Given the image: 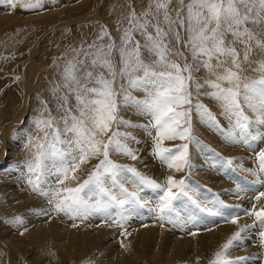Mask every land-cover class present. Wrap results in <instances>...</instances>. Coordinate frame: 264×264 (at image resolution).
I'll use <instances>...</instances> for the list:
<instances>
[{"label": "snow or ice", "instance_id": "snow-or-ice-1", "mask_svg": "<svg viewBox=\"0 0 264 264\" xmlns=\"http://www.w3.org/2000/svg\"><path fill=\"white\" fill-rule=\"evenodd\" d=\"M5 2L13 9L17 7L15 0H0V4ZM171 4L172 0H150L145 11L129 13L127 26L119 29L118 43L102 29L96 40L86 48L73 49L74 55L65 61L61 82L53 89L57 112L61 114L53 116L45 104L48 116L35 121L43 137L29 138L32 156L25 162L28 184L47 197L53 211L71 218L100 216L123 226L133 213L149 206L141 196L146 190L156 193L155 206L150 210L161 221L181 228L194 223L197 213L223 216L225 210L240 208L225 204L218 195L199 199V186L186 178L169 175L159 183L111 158L112 153L138 158L128 143H138L136 137L120 131L122 126H135L118 115L121 106L150 117L144 127L149 135L155 130L151 154L177 172L193 168L190 145L207 147L192 135L193 109L202 122L229 143L250 147L253 141L264 140V59L256 62V77L242 75V64L250 62L254 50L264 53V0H178L176 8ZM41 6L42 0L23 5L26 9ZM181 44L191 62L179 50ZM201 68L207 73L203 83L193 76ZM118 79L123 83L117 87ZM192 83L197 92L209 89L204 95L219 103L221 115L228 121L226 129L205 105H193L189 90ZM133 90L143 91L144 98L133 96ZM70 97L74 103L69 102ZM245 109L253 116L247 115ZM176 139L187 142L165 146L166 140ZM254 155L256 168L245 171L256 177V183H264V148ZM214 156L218 159L211 161L213 167L231 168L235 159L219 157L218 153ZM92 159L97 162L81 182L76 173ZM126 184H131L132 189ZM243 191L237 186V196ZM262 198L264 191L254 196L257 202ZM178 205L190 209L187 220ZM244 212L264 224V205L257 208L253 204ZM238 219V212L230 214L231 223L236 224ZM16 222L23 223L19 218ZM247 227H241L223 244L211 264H237L226 259L225 254ZM260 235L264 237V232Z\"/></svg>", "mask_w": 264, "mask_h": 264}, {"label": "rangeland", "instance_id": "rangeland-1", "mask_svg": "<svg viewBox=\"0 0 264 264\" xmlns=\"http://www.w3.org/2000/svg\"><path fill=\"white\" fill-rule=\"evenodd\" d=\"M98 1L42 0V6L34 9H26L23 5L35 3L36 0H15L17 7L14 9L6 2L0 4V132L4 128L5 140L12 146V157L8 165L2 169L0 168V239L8 237L12 244L8 245V251L12 252L13 258L19 264H116L112 262L110 254L113 249L115 251L117 248L122 253L124 264H211V261L216 258L215 254L221 250L223 244L241 227L248 225L247 229L241 233V240L233 242V245L225 254V258L237 261V264H242L246 256L244 254L238 256L236 254L237 251L253 253L254 251H259L255 256L258 258L254 264H263L264 255L261 253L264 250L263 239L252 235L251 232V236L247 234L248 229H252L250 227L252 223L254 224L256 221L255 217L240 214V210L245 205L243 200L253 192V189L256 193L264 191V183H256V177L251 172L245 171V169L256 168L254 153L260 148H264V140L253 141L250 147L243 144L229 143L208 123L202 122L195 109H193L191 114L192 135L200 140L202 145L207 147L202 148L190 145V161L193 164L191 171L185 167L181 172H177L174 169H171V172L166 165H163L159 159L151 154L155 130H151L153 135H149V130L144 127L149 124L150 117L141 114L132 107L121 106L118 115L125 120L132 121L135 125L130 128L122 126L120 131L131 132L136 137L138 143L132 141H128V143L136 150L138 158L133 160L130 157L115 153L111 154V158L119 164L135 167L139 172L159 183H164L169 175L174 176L176 179L186 178L189 183L199 186L201 196L198 198L201 200H209L214 195H218L219 199L223 200L227 205H229L228 203L232 206L241 204L239 209L233 208L239 213L238 221L240 222L232 223L230 232L225 236L226 238H223V242H219L218 245L212 244L213 248L210 245L209 247L207 246V249H203V255H200L202 252H196L195 248L192 249L190 247L193 244L191 241L187 242V249L183 253H180L178 249L168 250V241L177 232H174V226L167 220L162 222L157 213L151 211L154 214L152 215L150 210H147L154 207L156 202V193L151 190L141 193V196L148 201L149 206L140 209L129 217L126 223L130 222V226L126 223L123 226H119L113 223L112 220L100 216L71 218L64 213L53 211L47 197L33 190L32 186L28 184L25 162L32 156L29 138L43 137V133L37 130L35 121L41 118L42 115L43 117L48 116V111H45V104L53 116L58 117L61 114L57 112V100L53 95V89L61 82V70L65 61L74 55L72 50L79 49L82 46L86 48L87 45L97 39L102 29H106L118 43L121 34L119 29L127 26L129 13L135 10L139 14L145 11L150 3V0H104L99 11L98 7L100 4H98ZM108 2H111L114 7L124 4L125 8L122 7L121 11L111 8L110 13H108L111 15L105 16L104 8ZM178 6V0H172L171 7L176 8ZM90 15H92L91 18L94 20L89 18V20L87 19L89 22L87 20L86 22L81 21V19ZM63 21L66 22L61 24V27L53 29V26ZM50 30L52 32L47 35ZM81 32L84 33V36L80 35ZM136 38L141 39L139 35ZM230 38L229 36L228 39ZM106 41L107 37H105ZM141 42L143 41L141 40ZM38 43L40 47L33 58L36 68L35 74L32 71L29 79L30 108L28 109V115L23 119L25 120L24 125L20 127L16 126V124L21 120V116H23L27 108V90L19 71L22 64L31 59V55H33ZM178 47L180 51L184 52L188 62H191V56L183 48V45L181 44ZM147 55L145 51L144 56L147 57ZM174 58L181 63L184 62L181 57ZM262 59H264V53L259 49L254 50L250 57V62L242 64V75L256 77L257 73L253 69L257 67L256 62ZM116 62L117 64L119 62L118 55L116 56ZM193 76L195 81L203 83L207 73L201 68L200 71L194 72ZM120 83H123V81L118 79L116 86L118 87ZM189 90L192 92L193 105L197 102L205 105L216 116L220 125L226 129L228 121L221 115L219 103L215 99L204 95V92L209 91V89L205 87L197 92L195 83H192ZM132 95L143 99L145 93L133 90ZM69 102L74 103V100L70 97ZM245 112L250 117L253 116L250 110L245 109ZM60 126L62 127L63 125L61 124ZM186 142L176 139L174 141L166 140L164 144L167 147H173ZM229 147L230 152L228 154L227 149ZM214 153H218L219 157L225 159L235 158L231 168L226 166L222 169L221 167H213L211 161L218 159V157L214 156ZM2 156L3 147L0 141V160ZM96 162L95 159H92L88 163L81 165L80 170L76 173L81 182L87 178L89 171H91L92 166ZM261 179L264 181L263 177ZM66 183L69 186H75L74 183L69 181H66ZM242 183L250 188H246L238 197L236 189L237 186L243 188ZM126 187H129L130 190L132 189L131 184H126ZM253 204H256L259 208L264 205V198L259 202H252ZM178 207L182 214L185 213L187 216L190 213L189 208H185L183 205H178ZM205 216V213H197L195 223L190 222L189 227H195L196 224L205 226L202 221ZM134 217L138 220H133ZM244 217L247 219H244ZM17 218L22 220L23 223H17ZM159 222L161 226H165L166 230L160 250L155 247V242L151 238L138 236L137 239L136 236L133 238V235L130 234L132 232L130 231L131 228L141 230L147 227L144 224H158ZM214 227L212 231H216L219 226L215 224ZM121 231H124V233H121ZM199 231L202 230L196 229L185 234L193 239L201 235ZM203 231L206 230L204 229ZM180 233H178V236L185 235ZM193 233H195L194 236ZM202 240L206 243L216 241L215 239L208 242L205 239ZM251 243H255V245ZM105 246L109 247L106 248ZM216 246H218V249ZM0 264H10L7 255L5 258L1 251Z\"/></svg>", "mask_w": 264, "mask_h": 264}, {"label": "bare ground", "instance_id": "bare-ground-1", "mask_svg": "<svg viewBox=\"0 0 264 264\" xmlns=\"http://www.w3.org/2000/svg\"><path fill=\"white\" fill-rule=\"evenodd\" d=\"M103 1L104 0H99L98 1V4H100L99 5V7H98V10L100 11L101 9H100V7H101V5H102V3H103ZM119 5H121V4H119ZM117 6H113V4L110 2H108V3H106L105 4V8H104V12H105V16H107V15H111V14H108V13H110V10H111V8H115V9H117V10H122L123 8L122 7H124V4H122V6H119V7H117ZM125 8V7H124ZM10 9V8H9ZM96 13V12H95ZM92 17V15H90V16H88V17H86V18H84V19H81V21H85L86 22V20L88 19L89 20V18L90 19H93V18H91ZM87 20V21H88ZM94 20V19H93ZM66 21H63V22H61V23H59L58 25H55V26H53V29L55 30V29H57V28H59V27H61L62 25L61 24H63V23H65ZM89 22V21H88ZM70 24H72V23H70ZM69 25V24H68ZM50 32H52L51 30L50 31H48V33H47V35L50 33ZM91 32V31H90ZM89 32V33H90ZM89 33H87V34H89ZM93 33V32H92ZM94 34V33H93ZM80 35H82V36H84V33L83 32H81L80 33ZM86 35V34H85ZM63 39V38H62ZM67 39V38H66ZM89 40V39H88ZM52 43V42H51ZM64 43V42H63ZM75 44V43H74ZM39 47H40V44L38 43V45H37V48H35L34 49V52H33V55H31V59L28 61V62H25L24 64H22V66L20 67V71H19V74H20V77H21V79L24 81V83H25V87H26V90H27V92H26V103H27V108H26V110L24 111V114H23V116H21L22 118H21V120L18 122V124H16V126H22V125H24V122H25V120H23L24 118H26V116L28 115V109L30 108V102H31V100L29 99L30 97H29V95H30V81H29V79H30V74H31V72L33 71L34 72V74H35V61L33 60V58L36 56V54H37V51L39 50ZM47 47V46H46ZM44 49V48H43ZM53 49V48H52ZM45 50V49H44ZM53 51V50H52ZM47 53V52H46ZM51 55H52V53H51ZM68 56V55H67ZM32 97V96H31ZM27 123V122H26ZM24 127V126H23ZM22 127V128H23ZM0 141H1V144H2V147H3V156H2V158H1V160H0V163H2V164H0V168L2 169V168H4L5 166H7L8 165V163H9V161H10V158L12 157V146L11 145H9L7 142H6V140H5V130H4V128L1 130V132H0ZM228 150V154H229V152H230V147L227 149ZM200 151V150H199ZM195 152V151H194ZM253 153V152H252ZM239 157V156H238ZM191 159H194V158H191ZM249 160V159H248ZM1 161H3V162H1ZM244 162V161H243ZM192 163V162H191ZM151 164V163H150ZM211 164V163H210ZM148 167V166H147ZM157 168V167H156ZM198 168V167H197ZM0 169V170H1ZM222 169V168H221ZM170 171H171V169H170ZM157 172V171H156ZM172 172V171H171ZM220 172V171H219ZM237 172V171H236ZM155 173V172H154ZM158 173V172H157ZM202 173V172H201ZM233 173V172H232ZM159 175H160V173H159ZM179 175V174H178ZM166 176H167V174H166ZM225 176H227L226 174H225ZM157 177V176H156ZM180 177V176H179ZM192 177H194V176H192ZM182 178V177H181ZM264 178V177H263ZM167 179V178H166ZM249 179V178H248ZM221 181V180H220ZM236 181V180H235ZM196 182H197V180H196ZM211 184V183H210ZM223 184H226V183H223ZM238 184V183H237ZM256 184V183H255ZM242 185V187L244 188V189H246V188H250L249 186H247V185H245L244 183H242L241 184ZM263 187V186H262ZM205 190V189H204ZM262 190V189H261ZM219 191H222V190H219ZM225 191V190H224ZM252 191V190H251ZM213 194V193H212ZM255 194H257L256 193V191H254V189H253V192L251 193V194H249L244 200H243V203L245 204L244 206H243V208H242V206H241V210H240V214H245V212H244V210L245 209H251V205H252V202H256V200L254 199V196H255ZM145 196V195H144ZM147 196V195H146ZM201 196V195H200ZM239 197V196H238ZM242 197V196H241ZM229 198H231V197H229ZM232 199V198H231ZM154 200V199H153ZM240 200V199H239ZM235 202V201H234ZM232 203V202H231ZM236 203V202H235ZM235 203H234V205H235ZM229 205H230V203H228ZM238 204V203H237ZM151 205V204H150ZM241 205V204H240ZM152 206V205H151ZM259 206V205H258ZM258 208V207H257ZM147 210H150V208H148ZM238 211V210H237ZM232 212H236L233 208L232 209H228V210H225V215H223V216H212V215H209V214H207V213H205L206 214V216L203 218V222H204V225L205 226H200V225H195V227H189V223H187L183 228H181V227H176V226H174V232H177L176 234H174V237H172L169 241H168V246H167V248H168V250H173V249H178L179 251H180V253L182 252H185V250L187 249L186 247H187V242L189 243V241H191V243H193L190 247L192 248V249H196V252H198V251H200V252H202V254H200V255H203V252H204V248H206L207 249V246L209 247V245L211 246L212 244L213 245H218V243L219 242H221L222 240H223V238H226L225 236L230 232V226L232 225V223L230 222V214L232 213ZM150 213H151V210H150ZM149 213V214H150ZM152 214V213H151ZM152 215H154V214H152ZM181 215L184 217V219H187V216L189 215V214H187V216L185 215V213L184 214H182V211H181ZM138 216V215H137ZM136 216V217H137ZM244 216V215H243ZM136 217H134L133 218V220L135 219V221L136 220H138V219H136ZM240 217V216H239ZM246 217H244V219H245ZM200 219H202L201 217H200ZM199 219V220H200ZM247 219V218H246ZM249 219V218H248ZM198 220V219H197ZM154 222V221H153ZM163 222V221H162ZM238 222H240V221H238ZM142 223V222H141ZM195 223V222H194ZM213 223H215V224H217L219 227H218V229H216V231L214 230V231H212V229H213V227L215 226V224H213ZM248 223H251V222H248ZM128 226H130L131 224H130V222L129 223H126ZM167 224V223H166ZM198 224H199V222H198ZM225 224H228V225H225ZM244 225H245V223H243ZM246 224H247V222H246ZM144 225H147V227L146 228H142L141 230H138V229H133V228H131L130 229V231H132V232H130V234L131 235H133V238H134V236H136L137 237V239H138V236H143L144 238L145 237H149V238H151L152 239V241L153 242H155L154 243V245H155V247H157V248H159V250L161 249V246H162V242H163V239H164V234L166 233V230H165V226H161V223L159 222L158 224H155V223H151V224H144ZM173 225V224H172ZM126 226V225H125ZM128 226H127V228H128ZM132 227V226H131ZM252 229H248V233L247 234H250V232H251V234L252 235H256V236H259V237H261L262 239H263V246H264V237H262L260 234L262 233V232H264V224H262V223H260V222H257V221H255V223L253 224L252 223V225L250 226ZM126 228V229H127ZM214 228H216V227H214ZM233 228V227H232ZM236 228H237V226H236ZM235 228V229H236ZM42 229V228H41ZM140 229V228H139ZM202 230V231H199L200 233H201V235L198 237H194L193 239H191L190 237L191 236H187L185 233H187V232H189V231H193V230ZM206 230V231H203V230ZM43 230V229H42ZM37 231V230H36ZM126 231V230H125ZM179 232H181V233H183V234H185L184 236H178V233ZM37 233V232H36ZM40 233H41V231H40ZM121 233H124V231H121ZM180 233V234H181ZM251 234H250V236H251ZM167 235V234H166ZM194 236V235H193ZM141 238V237H140ZM170 238V237H169ZM254 238V237H253ZM256 238V237H255ZM189 239H191V240H189ZM202 239H205L207 242L209 241V240H213L214 241V239L216 240L215 242H210V243H206V242H204ZM243 239V238H242ZM140 240V239H139ZM142 240V239H141ZM140 240V241H141ZM173 240L175 241L174 243H173ZM241 240V239H240ZM246 240H248V239H246ZM257 240H259V239H257ZM137 241V240H136ZM143 241V240H142ZM149 241V240H148ZM185 241V242H184ZM251 241V240H250ZM184 242V243H183ZM223 242V241H222ZM243 242V241H242ZM261 242V241H260ZM118 243V242H117ZM152 243V242H151ZM190 243V244H191ZM11 243H10V240L8 239V237H5L4 239L2 238V239H0V251L4 254V256H5V258H6V255H7V257H8V262H10V264H19L14 258H13V254H12V252H10V250L8 251V245H10ZM18 244V243H17ZM203 244H204V246H203ZM206 244V245H205ZM252 245L254 244L255 245V243H251ZM12 245V244H11ZM112 245V244H111ZM125 245V244H124ZM127 245V244H126ZM245 245V244H244ZM202 246H203V248H202ZM249 246V245H248ZM57 247V246H56ZM106 248H108L109 246H105ZM212 247V246H211ZM217 247V249H218V246H216ZM239 247V246H238ZM261 247V246H260ZM127 248V247H126ZM213 248V247H212ZM18 249V248H17ZM204 249V250H203ZM256 249V248H255ZM262 249V248H261ZM215 250V249H214ZM120 250H118V248L117 249H115V251H114V249H113V251L111 252V254H110V256L112 257V262H115L116 264H124V262H123V259H122V253H121V251L119 252ZM246 251V250H245ZM254 251V250H253ZM110 252V251H109ZM258 252L259 251H254V253L253 252H249V251H247V252H244V251H237L236 252V254L239 256V255H242V254H244L245 256H246V258H245V260L242 262V264H254L255 263V260L258 258V257H255L256 256V254H258ZM261 253L264 255V250L263 251H261ZM260 253V254H261ZM177 254V253H176ZM187 254H189V253H187ZM231 254H232V252H231ZM228 255V254H227ZM230 255V254H229ZM233 256V255H232ZM204 257V256H203ZM239 258V257H238ZM14 259V260H13ZM110 259V258H109ZM109 262V261H108ZM239 262V261H238ZM114 264V263H113ZM239 264V263H238ZM263 264H264V262H263Z\"/></svg>", "mask_w": 264, "mask_h": 264}]
</instances>
